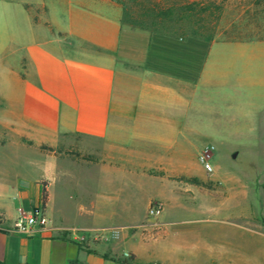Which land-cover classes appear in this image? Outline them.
Segmentation results:
<instances>
[{"label":"crops","instance_id":"obj_1","mask_svg":"<svg viewBox=\"0 0 264 264\" xmlns=\"http://www.w3.org/2000/svg\"><path fill=\"white\" fill-rule=\"evenodd\" d=\"M263 86L264 40L126 29L110 0H0V263L136 264V193L180 199L192 138L247 119L220 101ZM43 191L50 225L13 232Z\"/></svg>","mask_w":264,"mask_h":264},{"label":"rangeland","instance_id":"obj_2","mask_svg":"<svg viewBox=\"0 0 264 264\" xmlns=\"http://www.w3.org/2000/svg\"><path fill=\"white\" fill-rule=\"evenodd\" d=\"M123 1L127 5L126 12L121 9L123 27L152 34L149 28L126 22L145 21L141 14L150 1ZM213 1L220 7L214 26L218 40H226L224 34L243 40H252L256 35L264 38V0ZM160 2L164 4V0ZM219 106L225 113L245 108L250 115L236 122L223 121L221 128H206L207 135L192 138L187 160L190 175L175 177L183 182V195L179 199L167 194L159 217L177 222L171 225L179 231L175 238L167 239L163 225L141 226L150 221L146 216L149 203L161 202L157 199L159 186L143 184L141 192L136 193L133 211L138 225L130 230L147 245L138 254L136 264H264V86L244 100L223 97ZM205 116L208 120L207 113ZM214 133L215 143L208 137ZM205 149L210 154V173L199 161ZM123 234L118 239L122 249L126 246L121 240Z\"/></svg>","mask_w":264,"mask_h":264},{"label":"trees","instance_id":"obj_3","mask_svg":"<svg viewBox=\"0 0 264 264\" xmlns=\"http://www.w3.org/2000/svg\"><path fill=\"white\" fill-rule=\"evenodd\" d=\"M112 3L120 6L123 12H126L127 5L123 0H110ZM150 6L145 7L141 16L145 21L137 23L136 20L127 19L126 22L131 25H140L149 28L152 34H158L175 39L195 38L206 41L218 40L214 31L215 23L219 20L220 7L215 5L214 1L202 0H149ZM260 0H257V2ZM186 35L188 37H186ZM226 40L235 39L230 35H225ZM255 40H264L257 35ZM235 40H243L237 37ZM250 40V39H247ZM46 203V192L42 194V208ZM119 264H131L133 257L128 254L126 258H116ZM2 264V263H0Z\"/></svg>","mask_w":264,"mask_h":264},{"label":"built area","instance_id":"obj_4","mask_svg":"<svg viewBox=\"0 0 264 264\" xmlns=\"http://www.w3.org/2000/svg\"><path fill=\"white\" fill-rule=\"evenodd\" d=\"M210 154L208 149H205L199 154V161L203 164L204 169L210 173L212 167L208 162ZM163 211V204L159 201H151L146 210L147 219L149 222L143 223L141 226L144 228L159 227V217ZM50 225V219L47 216L45 209L42 207L36 208L29 213H25L22 209H18V215L13 223L12 231L18 234H30L34 231H41ZM128 257L127 253H124Z\"/></svg>","mask_w":264,"mask_h":264}]
</instances>
